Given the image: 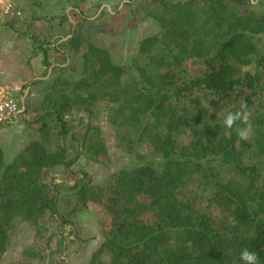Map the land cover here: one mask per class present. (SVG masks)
<instances>
[{"label": "trees", "instance_id": "1", "mask_svg": "<svg viewBox=\"0 0 264 264\" xmlns=\"http://www.w3.org/2000/svg\"><path fill=\"white\" fill-rule=\"evenodd\" d=\"M152 3L148 14L161 31L140 43L136 76L128 78L129 67L90 45L82 77L55 80L41 106L48 141L50 119L67 136L76 128L67 114L84 112L92 120L91 108L105 101L110 136L134 161L100 191L111 221L90 264H245V248L264 264V11L251 0ZM190 60L203 70L192 73L185 66ZM242 104L247 122L227 128L225 117ZM237 129H248V138L239 139ZM100 134L91 121L81 152L68 161L66 150L49 152L32 142L5 165L0 148V259L16 218L38 224L50 212L71 225L58 210L60 185L53 195L42 173L58 165L69 170L80 155L105 163ZM82 182L73 188H80V210L92 193Z\"/></svg>", "mask_w": 264, "mask_h": 264}, {"label": "rangeland", "instance_id": "2", "mask_svg": "<svg viewBox=\"0 0 264 264\" xmlns=\"http://www.w3.org/2000/svg\"><path fill=\"white\" fill-rule=\"evenodd\" d=\"M17 1L22 5L24 12L23 19H18L17 23L23 32H30L31 40L36 42L39 49L43 45L51 49L49 46L46 47L51 40L48 30L57 17L64 18L65 21L68 20L66 16L71 19L72 38L64 43V49L69 53L67 69L56 70L51 74L50 78L52 77L53 80L46 86L49 91L54 89L55 80L64 76L68 80L82 77L84 68L82 56L90 45L107 50L115 64L129 67L128 78L132 75L136 76L133 58L138 53L140 43L145 38L159 35L161 31L159 22L148 14V10L154 8L152 0H97L93 4L81 0ZM170 1L186 2L187 0ZM251 4L264 11V0H251ZM5 22H0V27H5ZM262 39L264 40V35ZM65 58L61 63H65ZM185 66L194 74L200 73L204 68L201 63L193 60L186 62ZM44 76H47V72ZM23 95L24 92H21V97ZM262 102L264 104V98ZM91 110L95 113L92 120L84 112L67 114V119L73 121L76 126L67 136L60 134L59 124L53 118L49 120L54 127L51 139L45 141L44 126L40 124V137L32 141L41 143L49 152L66 150L68 161L81 152L86 127L91 121L94 126H99L101 129L99 137L105 141L109 158L105 163L80 155L69 170H66L64 165H58L60 168H65L64 172L62 169L53 172L49 170L58 167L56 166L46 168V174L42 173V178L45 176L46 179L45 186L50 193L53 192V195L55 185H60L59 194L55 192L58 196V210L66 216L71 225H62L50 212L42 215L38 224L21 218L15 219L11 222L7 251L1 257L0 264H90L94 252L105 241L103 232L109 230L111 218L101 204L100 191L102 187L105 188L108 181H111V178L125 167L134 164V161L127 157L124 149L116 146L114 137L110 136L113 130L109 127L106 102H100ZM78 121L80 123L75 124ZM76 132L77 141L73 138V133ZM32 134L30 131L26 135ZM79 170L87 172L89 178L84 179ZM71 171H76V174H70ZM52 176L54 177L50 181ZM77 181H83V184L92 189L88 207L84 210L78 208L76 199L80 188L73 189Z\"/></svg>", "mask_w": 264, "mask_h": 264}, {"label": "crops", "instance_id": "3", "mask_svg": "<svg viewBox=\"0 0 264 264\" xmlns=\"http://www.w3.org/2000/svg\"><path fill=\"white\" fill-rule=\"evenodd\" d=\"M19 6L22 9V5L19 4ZM66 17L67 21L57 17L54 24L52 23L49 27L51 40L46 47L49 46L53 51L45 48L44 45L40 49L37 48L36 42L31 40L30 32H23L17 19L5 22L0 18V22H5V27H0V83L10 88L22 107L19 120L0 127V148L5 154V165L12 164L32 141L40 137L39 129L42 123L39 122V115L42 103L49 91L46 86L53 80L50 76L54 71L65 70L68 65L69 53L64 49V43L70 41L72 35L71 19L69 16ZM60 46L61 51H58ZM63 56L66 57L65 63H61V60L64 61ZM51 61L53 63H50ZM21 92H24L22 97ZM79 121L75 124L81 122ZM30 131L33 134L27 136L26 134ZM61 169L64 172L65 168L59 166L49 170L53 172L61 171ZM46 171L47 169L43 174ZM53 177L49 180L51 181ZM42 179L46 184L45 176Z\"/></svg>", "mask_w": 264, "mask_h": 264}, {"label": "built area", "instance_id": "4", "mask_svg": "<svg viewBox=\"0 0 264 264\" xmlns=\"http://www.w3.org/2000/svg\"><path fill=\"white\" fill-rule=\"evenodd\" d=\"M24 12L17 0H0V18L2 20L23 19ZM20 101L6 85L0 83V127L19 120L21 115Z\"/></svg>", "mask_w": 264, "mask_h": 264}, {"label": "clouds", "instance_id": "5", "mask_svg": "<svg viewBox=\"0 0 264 264\" xmlns=\"http://www.w3.org/2000/svg\"><path fill=\"white\" fill-rule=\"evenodd\" d=\"M241 111L232 113L229 112L225 117L223 123L224 125L231 129L233 125L238 121H242L244 123L248 120V114L244 109H246V105H241ZM237 136L239 139L244 140L248 138V129H237ZM240 258L245 262V264H259V256L255 251H250L247 248L243 249L240 253Z\"/></svg>", "mask_w": 264, "mask_h": 264}]
</instances>
